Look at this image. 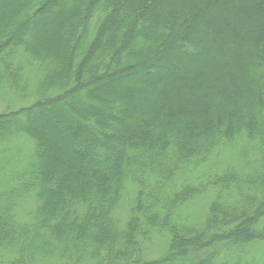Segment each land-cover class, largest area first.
I'll list each match as a JSON object with an SVG mask.
<instances>
[{
	"label": "trees",
	"instance_id": "trees-1",
	"mask_svg": "<svg viewBox=\"0 0 264 264\" xmlns=\"http://www.w3.org/2000/svg\"><path fill=\"white\" fill-rule=\"evenodd\" d=\"M0 55L13 87L44 73L0 115L36 141L29 223L0 194L3 259L264 264V0H0Z\"/></svg>",
	"mask_w": 264,
	"mask_h": 264
},
{
	"label": "rangeland",
	"instance_id": "rangeland-1",
	"mask_svg": "<svg viewBox=\"0 0 264 264\" xmlns=\"http://www.w3.org/2000/svg\"><path fill=\"white\" fill-rule=\"evenodd\" d=\"M5 56V55H0ZM27 58H31V54L28 53ZM25 58V56H18L15 61H13V64L20 65L22 64V60ZM2 60H0V70H2ZM11 62V61H10ZM18 63V64H17ZM27 69L24 71V77L25 82L28 81L27 85V91H24L25 87H22L23 84H20L18 87H13L12 81L9 79H4V77L0 76V115L5 114L8 112H11L13 110H17L22 107H28L33 105L36 102V97L39 95V92L37 91L40 89V81L39 79L44 77V73L36 72L37 70H33L31 66H29V63L27 64ZM13 71V69H11ZM127 82L120 84V88H126L128 86ZM130 86V85H129ZM57 95L61 93V90H57ZM121 93V92H119ZM111 99V98H110ZM104 99V103L98 104L94 102V99H90L91 102H94L97 104L98 107L101 109H109L110 101L111 100ZM106 100V102H105ZM35 101V102H33ZM83 101H87L86 98H83ZM51 123H53L56 127L58 126V123L54 122L53 115L48 116ZM57 130V129H56ZM60 130V128H58ZM57 130V131H58ZM46 132L50 136H54L50 130H46ZM5 134V136L0 137V187L4 186V188H0V194L2 192H5L9 189H14V191L10 190L11 192L15 193L12 197L11 202L9 204H12L13 208H7L11 212V216H9L10 220H13L15 223L12 222L13 226H18L19 222L18 219L21 218L24 220L22 224L29 223L28 217H25L27 213H34L36 210V207L31 202L32 198L34 196V193H32L29 188L34 185L30 184V181H27L24 183L25 176L17 170L20 166H24L27 164L35 151V145L36 141L28 134L24 135H13L11 131H9L5 126L0 127V134ZM54 142L56 140V137L53 139ZM20 152L18 153V151ZM47 154V152H46ZM20 183V185H18ZM7 188V189H6ZM34 189V187H32ZM3 190V191H2ZM31 192V193H30ZM18 194L19 196H16ZM203 198V197H202ZM210 200L209 198H205L203 200L198 201L193 206V211L195 214H203L205 211H203L207 201ZM191 205V204H190ZM11 222V221H10ZM11 232H14L16 234L17 232L12 230ZM161 235H157L158 237L155 241L154 247L149 251L147 254V257L149 259H156L159 258L167 249L168 243L167 239L164 237H160ZM15 240H5L0 243V264H12L11 259L7 260V258L3 259V254H6L9 250L16 249L14 248L17 244H15ZM262 246V249H260V253L264 255V245ZM18 249V248H17ZM63 256V255H62ZM7 257V256H6ZM57 258L53 259L51 264H63L62 260L60 259L56 260ZM138 264H145L144 260L143 262H140ZM147 264V263H146Z\"/></svg>",
	"mask_w": 264,
	"mask_h": 264
}]
</instances>
